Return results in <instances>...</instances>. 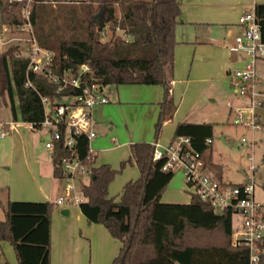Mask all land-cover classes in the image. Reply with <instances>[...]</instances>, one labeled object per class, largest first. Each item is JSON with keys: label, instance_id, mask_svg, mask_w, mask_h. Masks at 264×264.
Masks as SVG:
<instances>
[{"label": "trees", "instance_id": "1", "mask_svg": "<svg viewBox=\"0 0 264 264\" xmlns=\"http://www.w3.org/2000/svg\"><path fill=\"white\" fill-rule=\"evenodd\" d=\"M74 1L36 0L30 20L38 43L54 51L57 71L77 70V60L88 64L91 72L83 84L162 85L164 98L155 125L158 141L164 122L175 110L167 64L174 61L180 0H83L80 11L69 3ZM23 6L0 0L1 24L14 29L24 25ZM255 13L264 41V3L256 4ZM107 22L120 24L131 42L119 36L103 41L100 29ZM69 30L73 33L68 34ZM18 52L19 46L13 45L0 54V97L10 106L15 120L39 122L44 109L38 92L61 100L71 91L58 93L47 78L35 74L31 80L38 92L27 86L28 60L17 57ZM214 128L210 122L182 121L175 128L174 139L188 137L195 150L205 153L211 148L205 142L213 138ZM153 154L152 143L131 145L128 162L136 164L140 176L129 181L117 198L109 195L117 171L109 164L96 167L94 160H88L89 141L85 136H75L72 147L66 145L65 137L55 141L52 158L56 175L62 177L60 164L73 155L90 166L80 209L90 222L103 225L120 242L119 254L111 264H248L249 251L232 244L234 211L217 213L197 197L189 204L161 202L174 171H164L165 159L154 160ZM1 206L5 218L0 219V241L13 246L18 264H51L54 203L8 200ZM259 264H264V253Z\"/></svg>", "mask_w": 264, "mask_h": 264}, {"label": "crops", "instance_id": "2", "mask_svg": "<svg viewBox=\"0 0 264 264\" xmlns=\"http://www.w3.org/2000/svg\"><path fill=\"white\" fill-rule=\"evenodd\" d=\"M258 3H264V0H180L181 13L176 27L177 53L180 52L179 48L187 44H192L202 53H209L211 48L217 51L209 54L218 59V72L230 74L232 68L239 66L244 59L242 54L234 53L230 49L235 45V37L244 31L239 18L245 12L255 9ZM116 15H121L118 7ZM10 30L11 35H14L11 27ZM0 36L4 37V34L1 32ZM11 46V43L0 45V54ZM20 47L24 49V45L21 44ZM167 69L171 84L170 97L175 110L171 118L163 124L158 139L162 146L173 142L179 122H209L192 120L181 111L173 91L174 62L168 63ZM103 93L109 103L97 105L92 110L97 133L91 142L93 164L96 167L109 164L117 171L109 186V195L119 198L124 186L140 176L136 164L128 162L131 145L136 142H156L155 125L161 112L164 88L158 84H128L116 89L107 90L104 87ZM11 122L13 124L8 126L7 134L4 137L0 135V209L3 211L1 203L8 200L54 203L62 195L64 182L62 177L56 175L52 152L46 148L45 144L49 139L47 131L30 128L27 122L20 118L15 120L13 115L9 118L7 113L0 114V123ZM212 140L214 141V136ZM212 145L213 142L205 153L208 171L215 178L230 182L225 179L223 167L212 160ZM124 163L126 164L123 165ZM184 184L186 185L185 179ZM192 199L188 188L186 191L175 187L161 197V202L189 204ZM54 206L51 222V264H111L119 254L120 242L103 225L90 222L80 206ZM64 210L68 214H62ZM262 213L264 215L263 209ZM234 215L232 223L238 230L241 217L237 215V220H234ZM9 248L8 253L11 256L14 253L16 257L13 246L10 245ZM13 264L17 263L13 261Z\"/></svg>", "mask_w": 264, "mask_h": 264}, {"label": "built area", "instance_id": "3", "mask_svg": "<svg viewBox=\"0 0 264 264\" xmlns=\"http://www.w3.org/2000/svg\"><path fill=\"white\" fill-rule=\"evenodd\" d=\"M10 3H22V15L25 24L14 29V35L10 39L0 36V45L9 43L19 46L17 57H25L28 60L26 69L27 86L35 88L31 75H39L47 78L56 88L57 92L71 91L61 100H52L38 92L44 109V118L39 122H27L30 128L45 129L49 135L46 148L54 152L55 141L65 137L67 146L72 147L75 136L83 135L89 141L88 160L94 159L91 142L96 137L95 120L92 110L97 105L109 103L104 95V87L98 82L82 83L85 76L91 72L86 63L79 64L78 69H65L57 71L54 68V51L40 46L32 26L31 8L36 0H8ZM120 17V16H118ZM239 23L244 27L242 34L235 37V45L230 49L234 53L242 54V63L230 71L235 92L241 98L242 106L233 107L234 123L244 125L252 130L262 128L258 108L264 106L260 100L263 93L259 90L260 76L257 71V63L264 59V41L260 24L257 21L255 9L245 12L239 18ZM103 41H111L117 36L131 42V37L125 33L120 24L105 23L100 29ZM24 45V49L20 46ZM27 51V54L25 52ZM11 123H0V135L7 134ZM65 128L64 132L62 128ZM64 135V136H63ZM213 140L208 138L206 145L211 146ZM245 143V139L242 140ZM254 139L250 146L254 147ZM154 145V160L165 159L162 167L164 171L183 170L187 188L193 197L207 202L217 212L227 209L234 211L241 217L239 229L234 233L232 244L235 247H245L249 251L248 264H259L264 253V215L262 207L254 196V178L243 184H231L217 179L208 171V163L205 153L195 150L188 137H178L167 146H162L158 141ZM64 193L55 199L54 204L59 207L80 206L84 198L76 194L75 179L88 176L90 166L84 164L78 155L63 158L60 164ZM254 172L255 166H251Z\"/></svg>", "mask_w": 264, "mask_h": 264}, {"label": "rangeland", "instance_id": "4", "mask_svg": "<svg viewBox=\"0 0 264 264\" xmlns=\"http://www.w3.org/2000/svg\"><path fill=\"white\" fill-rule=\"evenodd\" d=\"M69 3L77 6L80 11L81 8L79 7L83 4V0H75ZM53 5L55 6L56 3L54 2ZM1 32L6 40L13 35H11L10 27L3 24H0ZM72 33V30H69L68 34ZM179 46L181 47V45ZM176 47L178 46L176 45ZM176 47L173 61V77L175 80L173 82V91L177 105L192 120H204L214 123L213 162L223 167L225 179H228L231 184L236 182L245 183L251 181L253 177L255 200L258 204H261L264 210V106L258 108L262 124L260 130H256L253 133L250 128L235 124V113L231 106L238 107L243 104L241 98L235 92L236 88L233 85L231 75L226 72L223 74L219 73L218 59L209 54L210 52L217 53V51L210 48L208 50L209 53H202L192 44H187L185 47L179 48L180 52L177 53ZM189 47H192V49ZM25 54H27V51ZM232 70L234 69L232 68ZM257 71L260 76L259 90L263 93L260 100L264 102L263 60L257 63ZM126 85L128 84H110L105 86V89H116ZM204 98L208 100H204ZM6 100L9 101V98L7 97ZM14 101L16 107L19 108V100L16 94ZM1 113H7L8 117L11 118L10 106L6 104L2 97H0ZM243 139H245V143H242ZM252 139L255 141L254 147L250 146ZM252 165L255 166L254 172L251 170ZM184 179L183 170H175L174 176L166 187L164 194L170 193L175 187L183 188L187 191ZM86 181V176L75 179L74 184L77 195L83 197V184ZM237 217V215H234V220H237ZM4 218L3 211L0 209V219L3 220ZM236 231L237 226L233 225V235ZM10 245L8 241H0V247L3 249L0 248V264H13V261L18 264L13 251V256L8 253Z\"/></svg>", "mask_w": 264, "mask_h": 264}, {"label": "water", "instance_id": "5", "mask_svg": "<svg viewBox=\"0 0 264 264\" xmlns=\"http://www.w3.org/2000/svg\"><path fill=\"white\" fill-rule=\"evenodd\" d=\"M76 63L77 64H82L83 62L81 60H77ZM67 212H68L67 210H64V211H62V214L66 215V214H68Z\"/></svg>", "mask_w": 264, "mask_h": 264}]
</instances>
